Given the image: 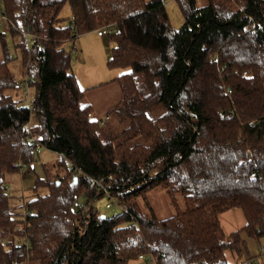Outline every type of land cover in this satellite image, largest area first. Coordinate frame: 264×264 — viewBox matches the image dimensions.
<instances>
[{
    "label": "trees",
    "instance_id": "trees-1",
    "mask_svg": "<svg viewBox=\"0 0 264 264\" xmlns=\"http://www.w3.org/2000/svg\"><path fill=\"white\" fill-rule=\"evenodd\" d=\"M175 1L180 29L166 0H0L24 65L21 33L38 36L25 66L30 109L7 94L20 85L0 34L3 236L21 222L6 175L32 171L40 146L58 154L66 171L60 177L45 168L37 178L34 191L48 194L20 205L29 213L31 249L0 243V264H130L140 253L155 264H228L225 252L242 234L264 240V0ZM66 4L67 21L60 18ZM101 30L113 44L108 68L127 69L114 80L123 99L105 118L81 106L86 90L65 48ZM157 193L169 216L151 206ZM74 195L83 198L77 209ZM102 199L108 211L118 210L115 203L126 209L105 216L95 208ZM235 208L247 226L226 237L219 216Z\"/></svg>",
    "mask_w": 264,
    "mask_h": 264
},
{
    "label": "rangeland",
    "instance_id": "rangeland-1",
    "mask_svg": "<svg viewBox=\"0 0 264 264\" xmlns=\"http://www.w3.org/2000/svg\"><path fill=\"white\" fill-rule=\"evenodd\" d=\"M197 5L202 7L206 4L204 0H197ZM166 10L170 17L171 25L174 29H180L185 20L182 13L181 8L177 4L175 0H166ZM60 18L63 20H69L72 18L71 7L69 4H66L62 13L60 14ZM10 25L7 19V23L4 22L2 24V14H0V34H5L6 36V48L12 57V61L10 62L9 66L10 69L16 79V82L20 85V88L17 90H11L7 92L8 95L13 96L15 99H20L24 95V87L23 84L27 81L26 70L25 66L30 65L32 63V56L34 54L33 51L27 50V63L24 65L22 61V56L20 50L16 48L17 44L21 42V38H13L9 33L8 28L10 29ZM16 27V26H15ZM17 28V27H16ZM28 29H23L21 36H23L26 47L28 48V41L25 39L24 31ZM33 33V32H30ZM99 32H90L86 35L81 36L77 42H75L76 49L78 51H73V43L66 44L65 48L69 51L72 48V56H73V71L81 85V88L86 89L87 87L95 86L100 84L101 82H105L110 80L111 78L121 75L127 71L124 69H115L110 70L107 66L111 58V50L113 48V44L110 42V38L105 36L101 40L98 38ZM33 35H37L33 33ZM77 60V58H79ZM4 60V51L2 46V40L0 37V62ZM97 76V80H89L92 76ZM102 86L101 88H104ZM106 89H101L94 94L86 97V100L96 99V96L102 93L103 91L106 92ZM29 90L31 91V85L29 84ZM95 115L99 114L95 110ZM108 115V114H107ZM105 118V115H103ZM32 123V122H31ZM31 125V124H30ZM61 160V157L47 149H39L38 158H36V162L33 164L32 171H27V168L23 169L20 173H13L6 175V186L7 191L11 195L12 199L11 202L13 203V207H15L16 214H19V218L23 215V211L25 207L22 208L20 205H25L27 202L37 198L38 196H45L48 194L47 188H39L36 192L34 191V186L37 178L44 179L46 176L45 168L52 172L53 174L64 177L66 175V171L64 169L59 168L58 162ZM159 193L156 195L151 194L149 196L151 201V206L155 209V212L159 217L169 216L172 212L171 207L167 204L165 200L161 201V197L158 196ZM168 200V198H167ZM107 201L102 199L95 203V208L100 210L103 215L105 216H113L120 213L118 210L113 209L112 211L106 210ZM147 210V209H145ZM264 247V241H262V246ZM260 252L262 250L259 248L257 249ZM253 252L255 249L252 250ZM264 260L260 258L259 263H262ZM29 264V263H28ZM130 264H145L138 259L133 261Z\"/></svg>",
    "mask_w": 264,
    "mask_h": 264
},
{
    "label": "crops",
    "instance_id": "crops-1",
    "mask_svg": "<svg viewBox=\"0 0 264 264\" xmlns=\"http://www.w3.org/2000/svg\"><path fill=\"white\" fill-rule=\"evenodd\" d=\"M98 38L101 40V43H103L102 39L105 38V36L101 37L98 35ZM79 59L80 57L77 58V60ZM123 74L125 73L117 75L105 82L103 81L95 86L84 89L86 90V94L84 100L81 102V106H92L94 113L96 110V112L99 114V116L97 115L99 118H103V115L106 117L107 114L113 110L123 99L121 86L119 83L114 82V80L118 79ZM89 80L95 81L97 80V76L94 75L90 77ZM102 86L105 87L101 88ZM105 88H107L106 92L103 91L97 95L96 99L86 100V97ZM219 221L226 237H230L232 234L240 232L247 226L245 213L242 209L238 208L222 213L219 216ZM260 246H262V241L259 242L256 239L248 237L246 234H242L237 241V246H235V249L231 247L225 252L226 261L228 264H244L246 262L264 264V260L262 263L258 262L260 261V258H264V247ZM259 248L262 250L260 253L257 250ZM253 249H255L254 252L252 251Z\"/></svg>",
    "mask_w": 264,
    "mask_h": 264
},
{
    "label": "built area",
    "instance_id": "built-area-1",
    "mask_svg": "<svg viewBox=\"0 0 264 264\" xmlns=\"http://www.w3.org/2000/svg\"><path fill=\"white\" fill-rule=\"evenodd\" d=\"M6 22L7 23V18L3 15L2 16V24ZM109 34V31L107 30H101L98 35L99 36H107ZM25 39L28 41V50L31 51V46L38 41V36L33 35L30 33L29 30L24 31ZM73 51L76 52V46L73 44ZM72 52V48H71ZM29 79L27 77V81L23 84V87L25 89L24 95L21 98L22 99V105L23 107H28L32 108V97L29 91ZM31 125L26 126V130L28 133H30ZM31 140H34L32 138ZM40 146V145H39ZM40 148H43L40 146ZM44 149V148H43ZM35 157H38V153L35 155ZM66 164L68 166H71L70 162L66 161ZM24 169V168H23ZM96 186L99 187V190H103V192L106 194V196L109 199V204L107 205L108 208L113 207V200L109 197L110 193L107 188L104 187L101 183L96 182ZM82 197L78 195H74L73 197V202H74V208L77 209L81 207L82 205ZM115 206L118 208L119 211L123 212L125 211L126 207L125 205H118V203H115ZM29 213L25 209L23 211V215L20 217L21 222L17 223L16 227V232H11L6 234V236H3L2 232L0 231V243L4 246V248L8 250L12 249H18V250H30L31 249V242L29 238V231L27 229V224L24 223L26 218L28 217ZM23 222V223H22ZM229 242V241H228ZM228 244H231L230 242ZM138 260L145 263V264H155V258L152 256L150 253L148 254H143L140 253L138 256Z\"/></svg>",
    "mask_w": 264,
    "mask_h": 264
}]
</instances>
